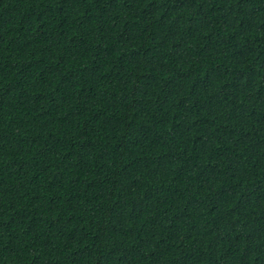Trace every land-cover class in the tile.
Returning a JSON list of instances; mask_svg holds the SVG:
<instances>
[{
    "label": "trees",
    "instance_id": "16d2710c",
    "mask_svg": "<svg viewBox=\"0 0 264 264\" xmlns=\"http://www.w3.org/2000/svg\"><path fill=\"white\" fill-rule=\"evenodd\" d=\"M0 264H264V0H0Z\"/></svg>",
    "mask_w": 264,
    "mask_h": 264
}]
</instances>
